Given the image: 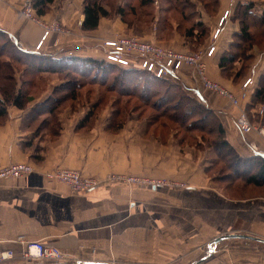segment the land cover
Returning a JSON list of instances; mask_svg holds the SVG:
<instances>
[{
    "label": "crops",
    "instance_id": "obj_1",
    "mask_svg": "<svg viewBox=\"0 0 264 264\" xmlns=\"http://www.w3.org/2000/svg\"><path fill=\"white\" fill-rule=\"evenodd\" d=\"M21 2L0 0V27L21 49L31 50L40 40L43 27L19 15ZM232 2L233 6L251 2L258 15L264 11V0ZM230 4L220 3L218 12ZM196 6L202 21L212 29L215 18L205 14L201 5ZM82 10L83 0H53L49 11L39 19L43 24L60 25L61 32L51 34L55 47L62 46L58 49L65 54L100 59L105 52L101 41L106 35L102 29L107 25L101 18L97 29L82 30ZM238 31V23L221 28L217 52L207 63L209 78L233 92L245 79H251L238 106L206 91L197 83V77L181 74V80L176 81L193 90L205 107L215 111L225 138L238 154L264 158V136L256 131L244 133L236 124L238 116L244 114L250 123L264 127V114L259 115L264 104L251 102L264 75V48L251 49L248 71L237 82L219 75L220 55ZM59 83L48 80L46 89L36 94L25 110L10 106L7 119L0 123V167L19 162L33 167L23 177L0 178V252L12 250V263L43 264L20 257L25 242L39 240L66 253L68 261L56 264H264V196L243 199L220 193L203 175V167L187 173L189 165L181 157L144 138L146 124L140 132L133 117L121 126L113 125L109 111L104 110L92 122L86 120L84 108H78L87 102L85 95L75 100L77 108L69 105L61 110L55 122L47 112L33 115L34 106ZM56 168L78 170L96 179L97 184L89 190L72 192L66 184L47 178L46 173ZM132 175L168 183L183 181L187 188H149L147 184L114 178ZM228 234L259 240L226 238L214 243L211 251L214 239Z\"/></svg>",
    "mask_w": 264,
    "mask_h": 264
},
{
    "label": "rangeland",
    "instance_id": "obj_2",
    "mask_svg": "<svg viewBox=\"0 0 264 264\" xmlns=\"http://www.w3.org/2000/svg\"><path fill=\"white\" fill-rule=\"evenodd\" d=\"M189 1V0H187ZM209 1L207 7H203L200 0H190L189 3H194L193 5L188 6L185 9V12L179 13L177 10L173 9L172 6L169 3V0H153V3H149L145 6H141L140 2L141 0H105L101 1V4L106 7L107 12L109 13L106 17H103L104 23L107 25L106 29H102V31H105V38H102L101 44L105 48V51L111 50L110 48H107L105 46L104 42L109 41L113 38H123V39H131L136 40L139 42V46L136 49H140V45L147 44L153 49L152 55H155V58L160 60L163 59L164 56L166 57L167 52L170 51V54H174V52L182 51L185 56L192 57L196 60L195 63H187L185 60H177L174 62L173 65H171L166 72L161 73V76L164 78H167L172 83H178L181 85L180 82H177L176 80H181L182 75L186 76L187 78H196L198 79L197 83H200L202 87L208 92H212L210 89L204 86L205 82L204 80L212 81L211 78L207 75L208 70V61L211 59V57L214 56V53L217 52V43H219L221 28L224 27V29L228 26V24H237L239 25V22L236 19H233L235 15L234 6L232 0H216L214 2L213 0H206ZM225 1L231 3L230 5L226 6L227 9L224 11L218 12L220 3L221 5ZM26 0H22L20 8L18 9L19 15L29 20L28 18H25L21 15V9L24 5ZM211 3V4H209ZM197 5L202 6V11L207 14L208 16H213L215 18L213 21L215 22V26L211 29L207 23L203 20V26L206 28V35L203 34L205 31L201 34L197 32V35L191 36L187 34V30L190 29L191 23H193L196 19H198V15H194L192 13L194 11V7ZM235 5V4H234ZM171 6V7H170ZM117 7L122 9V15L117 11ZM198 8V6L196 7ZM135 12H132V10H135ZM229 11V13H228ZM187 12V13H186ZM189 14V18L185 15ZM35 15V14H34ZM36 16V15H35ZM37 17V16H36ZM40 21L39 17H37ZM101 19V18H100ZM31 21V20H30ZM102 21V22H103ZM43 23L42 21H40ZM45 24V23H44ZM207 25V26H206ZM251 26V32L252 34H255L257 31V26L254 24H250ZM240 27V25H239ZM59 30L55 31L56 33L61 32L62 28L59 25ZM3 31H5L3 28L0 27ZM6 32V31H5ZM55 32H49V34L44 38L41 44L39 46H36L31 49H22L30 51L31 53L35 54V56L28 57V56H21L19 52H16L13 50V48L6 44L4 40H6L4 37H0V49L3 51L2 56L0 57V61H6L9 65H15L14 68L16 69V78L19 80H23V86L28 87L29 85L25 83L27 79H30V75L27 73L24 75V73L21 74L22 69H25L27 65H45L43 68H48L53 65H71V63L65 61L64 59L69 54H65V51L62 49H58L59 47H55L53 43L54 34ZM52 35V36H51ZM15 40V39H14ZM61 38V42H62ZM9 42V40H6ZM129 41V40H128ZM258 41V39H256ZM17 43V42H16ZM18 44V43H17ZM213 46V51L211 54H207L209 48ZM55 47V48H53ZM256 47L262 48L261 45H257ZM57 48V49H56ZM216 48V49H215ZM49 49H52L49 52ZM129 45L124 46L123 51V57L129 59L131 62L128 63L129 65H134L132 70L134 69H140L142 68V56H139L135 54V56L130 57L128 55L127 50H129ZM104 50V49H103ZM67 52V51H66ZM104 53V52H103ZM19 59H17L15 56ZM50 55V56H47ZM101 59L100 61H105L103 58L102 53L100 54ZM27 57V58H26ZM37 57H44L43 60H39ZM46 57V58H45ZM80 56L73 57L72 60L75 58V63H80L79 65H87L86 61L84 59H87V57L79 58ZM15 58V59H14ZM62 59V60H60ZM92 60V59H90ZM99 61V60H94ZM107 62V61H106ZM118 62V61H116ZM110 65H119L121 68L126 67L125 64L120 63H112L108 62ZM93 64V63H91ZM179 64V65H178ZM96 65V64H95ZM48 66V67H46ZM140 68H139V67ZM244 68L245 65H239V62L233 65L230 69H222L219 70V75L224 78H231L233 80V83L237 82V79H235L233 76L236 74L238 67ZM239 67V68H240ZM143 69V68H142ZM140 69V70H142ZM115 71L113 74H103V77H107L110 79L108 82H112L113 86L115 85V82L117 81V76L121 73L117 72L120 71L119 69L113 70ZM148 71V70H147ZM177 71V72H175ZM240 71V70H239ZM150 72V71H149ZM167 72H173V75H169ZM231 74V75H230ZM41 78H35V82L38 84L37 88L31 90L34 94H39L40 91L45 90L46 83L48 80H60L67 78L65 77L64 73H56V72H43L38 73ZM226 76V77H225ZM113 77H116V81L111 80ZM203 77V80L201 81L200 78ZM5 81L2 79L0 80V85H4L3 83H11L10 77L4 78ZM220 87L224 88L229 92L232 96L237 97L239 99L244 98L243 96L247 93L242 90V86L240 85L239 89L236 92H233L232 90L226 88L225 86H222L218 82H216ZM26 85V86H25ZM132 84L126 83V88L129 87V89L139 90L140 88L137 87V85L133 86ZM93 87V86H86ZM106 87L96 84L93 88L92 95L90 96V99L96 98V99H102L101 102H98L97 105L95 103L86 102V103H80L83 105L78 106V108H84L85 111V119L89 121H93L95 116L98 115L101 111L106 110L108 113H110L109 120L113 125L121 126L125 123H127L128 118L133 117L134 123L139 124L140 128L138 129L140 132L142 129H145L147 126V133L143 134L144 138H149V140L155 142L158 144V146L163 147L165 146L168 148L167 150H171V154H176L178 157H181L183 159L182 162H186L189 165V170L187 173H193L195 172V169L200 166L203 167V175L205 177H208L210 181L212 182V187L216 188L220 193H225L228 196L236 197L237 198H249V196L254 195H260L259 192H264V189H258L254 186H250L247 184H244L242 177H244V173L242 171V168L239 164H235L232 159L229 158V160L222 161V157H216L215 153L213 152V147L210 146V143H212L211 140L215 138L213 131H206L204 130L205 126H209L208 124V116H205L204 114H200L198 111L194 112L195 110H191L190 113L189 109L185 107L184 104L180 107H176L174 112L173 105L175 101L173 99H167L161 102L158 97L154 98L155 96L150 95H144L142 96H136L134 94H126L125 95H116L114 92L110 94V92L105 89ZM181 88L183 91L190 97L195 98L198 100L196 94L193 90H187L182 85ZM85 90V88L83 89ZM96 90V91H95ZM136 91V90H134ZM61 92H56L59 96ZM96 93V94H95ZM215 93V92H214ZM244 93V95H243ZM116 95L119 100L114 101V98H116ZM126 98L128 100H126ZM92 101V100H91ZM156 101H159L160 103L156 104ZM168 105L166 107H163V103H167ZM201 104H203L200 100H198ZM240 101V100H239ZM65 103V104H63ZM60 106L59 110H63L64 108H67L69 106L68 101H64ZM96 105V106H95ZM166 105V104H165ZM206 106L205 104H203ZM11 106V105H10ZM10 106H7V117L9 115L8 108ZM135 107V108H133ZM75 108H77V105H75ZM180 108V109H178ZM186 108V115L183 114ZM264 110V105L260 106L259 110ZM184 110V111H183ZM189 112V114H188ZM194 112V113H193ZM263 113V112H262ZM262 113H259V115H262ZM88 115V116H87ZM174 116V117H173ZM184 116V121H182V126H180L174 119H178ZM42 117V116H41ZM52 122H55L54 118H51ZM108 120V121H109ZM150 123V126L148 127L147 123ZM180 123V124H181ZM146 124V126H145ZM143 125V128L141 127ZM54 125H51L49 127L53 128ZM262 126V125H261ZM211 129L213 127H210ZM140 135V133H139ZM135 136H138V133L135 134ZM153 150V149H152ZM174 151V152H172ZM169 153V152H167ZM213 160V164H211L210 159ZM228 159V156H226ZM207 159V160H206ZM249 166V165H248ZM1 168V167H0ZM56 169H65V168H56ZM54 169V170H56ZM52 170V171H54ZM51 172V171H50ZM48 173V172H47ZM200 175L202 176V171L200 172ZM232 175V176H231ZM133 176V175H132ZM229 176V177H228ZM234 176V178H233ZM140 180H145L146 182L144 184L149 185L150 187H157V186H176L180 188H187V183L183 181H179L178 183L173 182H167L164 179H158V178H146L142 179L141 177L134 176ZM228 177V178H227ZM168 183V184H167ZM137 184V183H135ZM236 233V232H235ZM43 242V241H42ZM45 243V242H44ZM47 244V243H46ZM209 249V248H208ZM215 251V249H214ZM4 252V251H2ZM1 253V252H0ZM26 261V260H25ZM11 261H4L0 264H9L12 263ZM28 262V261H27ZM37 261H30L29 263H35ZM15 264V263H12ZM44 264V263H43ZM47 264V263H46Z\"/></svg>",
    "mask_w": 264,
    "mask_h": 264
},
{
    "label": "trees",
    "instance_id": "obj_3",
    "mask_svg": "<svg viewBox=\"0 0 264 264\" xmlns=\"http://www.w3.org/2000/svg\"><path fill=\"white\" fill-rule=\"evenodd\" d=\"M32 4V8L34 11V14L37 17H41L45 15L49 11V6L53 2V0H30ZM101 1L105 0H83V20L81 22V29L82 30H95L98 27L100 18L106 17L109 13L106 10V7H104L101 4ZM167 1V0H165ZM216 2V0H213ZM187 0H169L170 5L173 9L177 10L179 13L185 12V9L193 5L194 3H189ZM203 7H207L208 2L206 0H200ZM149 3H153V0H141L140 4L141 6H145ZM190 4V5H189ZM211 4V3H209ZM170 6V7H171ZM195 6L193 9L194 11L192 13H196L195 16L198 15V19H196L193 23L190 25V29L187 30V34L191 36L197 35V32L202 35H206L207 31L206 28L203 26L201 14L198 11V9ZM234 17L233 19H236L239 22V31L234 32L232 34V40L228 45V48L226 51H224L219 58V67L220 71L222 69H230L233 65L239 62V65H245L244 68L238 67L236 74H234V78L237 79V81L241 78V76L245 75L248 71L252 55L250 53L251 49L256 46V44L261 45L262 48H264V11L260 13V15L253 12V4L251 2H238L234 5ZM117 11L122 15V9L117 7ZM135 10H132V12H135ZM187 13V12H186ZM188 18L190 17L189 14H185ZM123 15L121 16V18ZM255 24L257 27V31L255 34H252L251 32V26L250 24ZM0 37L5 38L6 40H9L6 42L7 45L11 46L13 50L16 52H19L21 56L25 57H32L35 56V54L31 53L30 51L22 50L19 45L16 43L14 38L7 34L5 31L0 29ZM258 39V41H256ZM3 51L0 49V57L2 56ZM107 52L105 51L103 53V58L105 61H100V59H94V58H88L84 59L86 61L87 65H79L80 63H75V58L72 60L73 57L71 55L70 57H66L64 60L71 63V65H53L48 68H43L45 65H27L25 69H22V73L26 75L27 73L31 76L30 79H27L24 81L29 86L24 87L23 86V80H18L16 78V69L14 68L15 65H9L6 61L1 60L0 61V80H4V78L10 77L11 83H3L4 85H0V123H2L5 119H7V106H14L17 109H23L25 110L27 108V105L30 101L34 100L36 97V94L31 92L32 88H37L38 84L35 82V78H41L38 73L43 72H56V73H64L65 77L58 80L60 83L55 85L49 94V96L42 102L36 104L33 108V115H37L41 112H47L51 115V118H56V115L61 111L59 110L60 106L65 104L64 101H68L69 105L75 106L77 102V98L79 96L85 95L86 101L91 103H95L97 105L98 102H101L102 99H90L91 93L93 92V88L96 84L106 87L110 94L114 92L116 95H125L136 93L134 95L136 96H142L144 95H150L155 96L154 98L158 97L159 100L163 102L167 99H173L175 101L173 105V110L175 111L176 107L182 106V104L185 105L187 109H189V112L191 110H195L194 112L198 111L200 114H204L205 116H208V124L209 126H205L204 130L210 131L214 130V136L215 138L210 143V146L213 147V152L215 153L216 157H222V161L226 163L224 158L226 160L232 159V161L235 164H239L242 168V171L244 173L243 179L244 184L254 186L258 189H264V158L259 155H248V156H241L238 154V152L232 148L231 144L227 141L224 134V129L222 126V123L220 121V118L217 116L215 111L205 107L203 104H201L198 100L195 98H192L188 96L183 89L181 88V85L178 83H172L167 78H164L163 76H156L155 71H147L146 68L142 67L139 68L142 69H134L132 70L131 67L134 65H129L131 61L127 59V63L125 64L126 67L121 68L119 65H110L108 62L112 63H119L116 61L109 60L106 57ZM32 55V56H31ZM15 56V55H14ZM50 56V55H47ZM70 56V55H67ZM132 57L133 55H129ZM16 57V56H15ZM18 57V56H17ZM16 57V58H17ZM27 58V57H26ZM39 60H43L44 57H37ZM46 58V57H45ZM83 58V57H79ZM15 59V58H14ZM18 59V58H17ZM92 59V60H90ZM19 60V59H18ZM62 60V59H60ZM99 60V61H94ZM44 61V60H43ZM107 61V62H106ZM93 63V64H91ZM96 64V65H95ZM122 64V63H120ZM119 69L120 71H117L121 73V76L118 75L117 78L113 77L111 80L117 81L115 82V85L113 86L112 82H108L110 79L107 77H103V74H113L115 69ZM240 70V71H239ZM169 75L171 74L170 72ZM231 75V74H230ZM226 77V76H225ZM116 78V79H115ZM126 83L132 84L133 86L137 85L139 90L134 89L131 90L129 87H125ZM93 86L88 87L86 86ZM26 86V85H25ZM132 86V87H133ZM85 88V90H83ZM96 91V90H95ZM56 92H61L59 96ZM96 94V93H95ZM114 95V96H116ZM97 98V97H96ZM92 100V101H91ZM119 98L116 96L114 98V101H118ZM126 100H128L126 98ZM252 103L257 104H264V75H262L259 79V86L257 87L256 91L253 93ZM167 102V101H166ZM63 103V104H62ZM160 103L159 101H156V104ZM61 104V105H60ZM166 104V105H165ZM95 105V106H96ZM163 107H166L168 105L167 103L162 104ZM169 106V105H168ZM135 108V107H133ZM186 108L183 110V114L186 115ZM180 109V108H178ZM188 112V114H189ZM193 112V113H194ZM191 113V112H190ZM192 114V113H191ZM264 114V110H263ZM32 115V116H33ZM88 116V115H87ZM174 117V116H173ZM180 126H182V121H184V116L178 119H174ZM42 123L45 124L43 121ZM148 127L150 126L149 121L146 122ZM181 123V124H180ZM210 127H213L212 129ZM228 156V159L226 158ZM213 158L210 159V163L213 164ZM249 165V166H248ZM232 176V175H231ZM229 177V176H228ZM227 177V178H228ZM234 178V176H233ZM258 194L264 196V192H259ZM255 196V195H254ZM253 197L252 196H249ZM237 198V196H236ZM245 199V197H243Z\"/></svg>",
    "mask_w": 264,
    "mask_h": 264
},
{
    "label": "built area",
    "instance_id": "obj_4",
    "mask_svg": "<svg viewBox=\"0 0 264 264\" xmlns=\"http://www.w3.org/2000/svg\"><path fill=\"white\" fill-rule=\"evenodd\" d=\"M21 15L25 18H28L29 20L41 24L43 27V33L41 35V38L37 44L42 43L44 38L49 34V32H55L59 30V26L56 23H50V24H43L41 23L38 18L34 15V11L32 8V4L30 0H26L24 3L22 9H21ZM133 38L129 39H123V38H113L109 41H105L104 45L107 46V48H110L111 50L107 51L106 57L109 60L112 61H118L119 63L126 64L127 59L121 58L123 57V51L124 46L130 47L129 50H127L128 55L135 54L142 56V64L144 68H146L149 71H155L156 76H160L161 73L166 72L167 69L174 64L177 60H185L187 63H195L196 60L192 57L185 56L182 51L174 52V54H170V51L167 52L166 57L164 56L163 59H156L155 55H152L153 49L149 45L142 44L140 45V49H136L139 46V42L136 40H132ZM213 46H211L207 52V54H211L213 51ZM201 81L203 80V77L200 78ZM251 79L247 78L242 84V90L246 92L247 85L250 83ZM205 84L204 86L210 89L212 92H215L216 94H219L223 96L224 98H227L229 101L228 103L233 106H238L240 103V99L237 97L232 96L229 92H227L226 89L220 87L216 82L214 81H208L204 80ZM244 95V93H243ZM244 95L243 97H245ZM242 99V98H241ZM262 109L259 110V113H262ZM236 124L238 128L244 132L248 133L251 131H256L262 136H264V127L260 125H254L250 123L244 114H241L236 119ZM33 171V167L28 162H19V163H12L4 165L0 168V178L1 179H15L23 177ZM46 176L48 179L55 180L61 183L66 184L72 192H77L81 190H89L93 188L97 181L96 179L88 176L82 175L78 170L74 169H56L54 171L46 173ZM116 179H121L122 181H125L126 183H137V184H144L145 180H140L134 176H115ZM21 259H24L28 262L30 261H37L38 263H47V264H56L59 262H67L68 258L66 253H63L60 249L57 247L46 244L42 241L36 240V241H27L25 242L24 250L22 251L20 255ZM15 258L14 252L12 250H6L4 252L0 253V263L4 261H11Z\"/></svg>",
    "mask_w": 264,
    "mask_h": 264
},
{
    "label": "water",
    "instance_id": "obj_5",
    "mask_svg": "<svg viewBox=\"0 0 264 264\" xmlns=\"http://www.w3.org/2000/svg\"><path fill=\"white\" fill-rule=\"evenodd\" d=\"M231 237H240V238H251V239H258V238H255L253 236H249V235H242V234H228V235H220L218 237H216L214 239V241L211 243V251L213 249V244L215 243H218L219 241L223 240V239H226V238H231ZM259 240V239H258ZM79 263V262H78ZM77 263V264H78ZM85 262H81L79 264H84ZM89 264H104V263H97V262H88ZM108 264V263H106Z\"/></svg>",
    "mask_w": 264,
    "mask_h": 264
}]
</instances>
